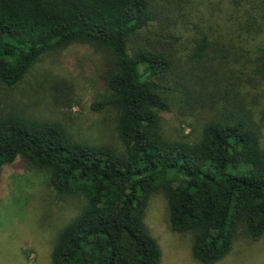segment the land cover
I'll return each mask as SVG.
<instances>
[{"label": "trees", "instance_id": "16d2710c", "mask_svg": "<svg viewBox=\"0 0 264 264\" xmlns=\"http://www.w3.org/2000/svg\"><path fill=\"white\" fill-rule=\"evenodd\" d=\"M78 44L99 60L92 109L112 113L116 141L1 105L42 57ZM262 87L264 0H0V184L21 157L80 200L52 264H160L145 221L155 194L193 257L214 264L240 233L264 237Z\"/></svg>", "mask_w": 264, "mask_h": 264}, {"label": "rangeland", "instance_id": "374dc122", "mask_svg": "<svg viewBox=\"0 0 264 264\" xmlns=\"http://www.w3.org/2000/svg\"><path fill=\"white\" fill-rule=\"evenodd\" d=\"M96 59L94 52L81 44L47 54L8 97L4 96L1 105L22 103L37 117L66 120L83 140L116 141L112 113L92 109L103 92ZM50 79L54 85L59 81L60 86L51 84V90ZM52 94L60 98L74 95L78 104L56 107ZM185 131L189 133L191 128L185 127ZM68 198L61 199L50 187L48 174L32 168L23 158L7 164L0 184V264H52L60 230L81 209L78 197ZM145 221L161 247L160 264H203L193 257L192 235L172 230L168 202L162 194L151 197ZM214 264H264V237L253 240L240 233L231 252Z\"/></svg>", "mask_w": 264, "mask_h": 264}]
</instances>
